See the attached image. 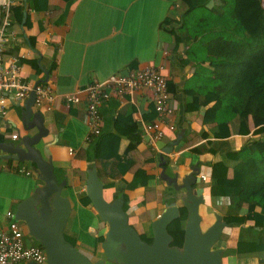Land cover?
Wrapping results in <instances>:
<instances>
[{"label": "crops", "instance_id": "crops-1", "mask_svg": "<svg viewBox=\"0 0 264 264\" xmlns=\"http://www.w3.org/2000/svg\"><path fill=\"white\" fill-rule=\"evenodd\" d=\"M13 6H21L22 14L19 15ZM13 6L11 17L14 37L6 46L5 59L8 60L12 54L22 56V79L32 85L39 81H49L55 92L50 109L34 103L32 105L34 110H40L44 114V124L48 130L35 145L44 158L51 160L57 178L65 181L62 194L69 198L71 204L74 200L77 206L81 204L97 216L99 215L91 202H81V196L86 194L88 171L95 164V136L86 139L89 126L85 119L84 88L91 81L104 79L113 73L126 72L147 63L163 64L162 71L167 77L174 105L172 120L175 128L163 127L162 137L154 142L157 147L155 150L151 148L148 137L141 136L137 147L148 150L153 156L141 168L142 176H146L141 185L126 188L124 179L131 177L130 173H126L124 179H115L113 187L108 189L109 197L113 191L125 195L129 221L143 231H150L152 220L163 210L166 202H181L178 195L182 190L176 189L163 178L162 170L171 176L177 172L180 177L198 163L199 172L208 174L210 180V162L219 159L217 154L192 150L193 146L211 136L208 126H213L214 122L208 125L203 123L206 106L195 110L187 109L192 96L183 90V81L193 68L180 61L185 45L179 43L175 46L174 35L170 30L172 22L164 23L165 17H170L173 21L180 16L182 0H15ZM69 93L78 94L79 100L69 102L66 98ZM25 98L11 104L7 114L0 119L1 140H17L18 138L10 137L13 131H17L19 136L36 131L35 127L26 130L22 126L21 111ZM127 102L135 107L132 115L137 123L134 127L120 122L116 127L117 111ZM99 109L102 132L118 129L122 130V134L140 132L143 122L155 116L154 111L152 118L145 117L153 113L154 109L147 90H139L123 97L112 96L102 102ZM253 128L252 125L247 135H230L232 147L243 145L246 138L251 137L252 140L258 137V134L253 133ZM172 141L173 150L165 152V146ZM126 142V138L121 140V149ZM69 148H72V152ZM3 154L5 152L0 148V228L8 221L6 211L14 212L17 203L29 195L22 191L18 179V183L16 182V167L21 163L25 164L30 173L24 174L33 173L38 178L34 180L35 184H43L33 161H20ZM209 180L195 183L197 192L204 197L203 204H199V209L204 208L203 211H207L214 202L209 191ZM145 187L154 188V196L143 202L141 198ZM71 193L73 198H70ZM217 201L228 204L231 199L221 196ZM238 207L240 212L246 210V204L240 203ZM71 212L72 209L70 214ZM97 216H94L95 220L89 226L94 237L103 233L105 225ZM68 223L66 221L65 231ZM20 224L24 230L25 242H31L26 238L28 233L25 224ZM237 227L238 225L228 224L223 228L225 238L221 241L224 245L235 242ZM76 243L77 246L82 244L78 238ZM82 246H78L79 249ZM262 256L264 257V252L244 257L232 254L227 255L226 261L227 264H243L255 262Z\"/></svg>", "mask_w": 264, "mask_h": 264}, {"label": "trees", "instance_id": "trees-1", "mask_svg": "<svg viewBox=\"0 0 264 264\" xmlns=\"http://www.w3.org/2000/svg\"><path fill=\"white\" fill-rule=\"evenodd\" d=\"M180 16L172 21L165 17L164 23L172 22L171 32L175 46L184 43L180 61L190 64L192 72L183 81V90L192 96L188 110L206 106L203 123L211 136L193 146L197 153L210 152L219 155L211 161L209 191L213 205L218 208L222 219L238 225L235 242L227 243L222 249V259L227 255L238 257L264 252V0H182ZM22 14L21 6H13ZM12 7V9H14ZM154 108V107H153ZM135 107L123 104L117 111L116 127L120 122L135 127ZM145 116L150 119L154 115ZM253 133L259 136L246 138L243 145L232 147V134ZM122 130L105 131L95 135L94 162L103 182L104 196L112 200L120 193L108 189L115 179H124L126 188H134L145 181L143 164L153 158L148 150H140L139 131L122 134ZM127 139L121 149L120 143ZM166 163V162H165ZM154 188L145 187L141 200L149 201ZM221 196L231 199L230 203H218ZM81 202H90L87 194ZM246 204L240 212L238 204ZM123 209L128 214V201L123 195ZM186 208L180 205L179 216L172 219L167 229L170 233L184 234ZM142 239L151 242L152 233L134 226ZM65 239L76 246V236L64 230ZM104 234L93 238V248L100 245ZM36 244V243H35ZM42 246L41 243H37ZM243 264H264L262 256L255 262Z\"/></svg>", "mask_w": 264, "mask_h": 264}, {"label": "water", "instance_id": "water-1", "mask_svg": "<svg viewBox=\"0 0 264 264\" xmlns=\"http://www.w3.org/2000/svg\"><path fill=\"white\" fill-rule=\"evenodd\" d=\"M34 98L35 84L22 104L21 120L24 129L35 127L36 131L22 134L17 140L0 138V148L5 152V157L33 161L43 180L42 185L17 203L14 217L22 220L27 233L39 240L45 250L47 264H105L104 257L92 260L65 239L64 228L71 203L62 194L65 181L57 178L51 160L44 158L35 145L48 130L44 124V114L33 109ZM173 147L174 141L169 142L164 151L171 152ZM199 171L198 163L180 177L177 172L171 176L162 170L161 176L176 189L182 190L178 195L182 204L176 200L165 203L163 210L151 222L152 240L147 242L129 224L128 214L122 207V194L112 200L105 198L103 182L94 164L88 171L85 192L99 217L107 223L104 238L100 241L105 258L120 264H223V247L213 248V244L229 223L222 219L220 213H216L213 222L205 229L201 228L199 204L204 201V197L195 187V183L200 181ZM36 202L38 207L35 206ZM180 205L187 211L183 240L180 247L170 246L172 235L167 225L179 216ZM24 264L39 263L30 260Z\"/></svg>", "mask_w": 264, "mask_h": 264}, {"label": "built area", "instance_id": "built-area-1", "mask_svg": "<svg viewBox=\"0 0 264 264\" xmlns=\"http://www.w3.org/2000/svg\"><path fill=\"white\" fill-rule=\"evenodd\" d=\"M15 0H0V119L6 114L11 104L27 97L35 84L34 104L51 108V102L55 95L53 85L49 81H39L33 85L22 79L20 75V59L22 56L12 54L5 59L6 46L14 37L12 29L11 10ZM163 64L147 63L126 72L113 73L101 80H93L84 88L86 100V121L89 132L86 139L92 138L101 132V113L99 106L112 96L123 97L132 95L139 90H147L150 93L155 116L143 122L140 134L148 137L153 150L157 149L154 142L163 135V127L174 129L172 120L174 105L168 87V80L162 71ZM69 102L78 101L79 95L69 93ZM17 131L11 132L12 139L18 138ZM72 152V148H69ZM16 169L20 172L30 173L25 164H19ZM200 180L208 181L209 176L204 172L198 173ZM8 221L0 228V264H24L26 261H34L39 264H47L45 250L42 246L25 242L24 230L19 219L14 217V212L6 211Z\"/></svg>", "mask_w": 264, "mask_h": 264}, {"label": "rangeland", "instance_id": "rangeland-1", "mask_svg": "<svg viewBox=\"0 0 264 264\" xmlns=\"http://www.w3.org/2000/svg\"><path fill=\"white\" fill-rule=\"evenodd\" d=\"M18 174L15 175L16 176V182L18 183L17 179L19 180V186L22 189V191L25 193V195L29 194L32 191H35L40 185L42 184H35L36 182L34 180H37L38 178H36L33 173L32 174H24V172H20V171H16ZM27 177V178H25ZM41 179V178H40ZM42 180V179H41ZM43 181V180H42ZM203 184V183H202ZM32 189V190H30ZM70 198H73V194H70ZM180 202V200H179ZM213 203V202H212ZM180 204H182V202H180ZM203 204V203H202ZM35 206L38 207V202L35 203ZM71 209L72 212L69 215L67 221L69 222L67 225V232L71 233L73 236H76L78 239H80V241L82 242V244H78V246H81V251L85 252L92 260H95L99 257H104L105 259V264H120L114 260H109L107 258H105V255L103 253V250L101 249L100 245H98L96 248H91L93 246L92 242H93V238L94 235L93 233L89 230V226H92L91 224H93V220H95L94 216H97L96 214H93V212L86 208L83 207L81 204L77 206V204H75L74 200L73 203L71 204ZM209 208V209H208ZM207 208V211H203L202 209H199V212L202 216L201 219V228L205 229L215 218V214L219 213V209L214 207L213 205H209V207ZM210 212V214H208ZM97 218H99V216H97ZM19 222L23 223L22 220H19ZM104 228L103 233H105V230L107 228V223L104 221ZM223 233V232H222ZM220 235L219 239L217 240L216 243L213 244V248H217L222 246L221 244L222 241L221 239L224 240L225 238V234ZM172 235V239L170 240L169 244L170 246H177L180 247L182 244V236L181 233H171ZM28 241H31L32 243H39V240H37L34 236H32L31 234H28L27 237ZM77 244V243H76ZM87 244V245H86ZM225 244V243H224ZM223 244V246H225ZM77 246V245H76ZM77 246V247H78ZM79 248V247H78ZM223 264H227L226 259L223 260Z\"/></svg>", "mask_w": 264, "mask_h": 264}]
</instances>
